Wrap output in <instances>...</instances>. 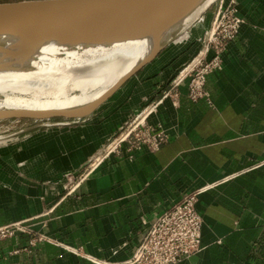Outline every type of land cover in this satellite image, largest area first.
<instances>
[{
	"label": "crops",
	"instance_id": "crops-1",
	"mask_svg": "<svg viewBox=\"0 0 264 264\" xmlns=\"http://www.w3.org/2000/svg\"><path fill=\"white\" fill-rule=\"evenodd\" d=\"M221 1L243 21L207 77L211 103L189 97L188 79L176 96ZM203 13L84 123L0 145V228L22 227L0 238V264H127L157 218L199 190L204 248L179 264H264V0H217ZM129 122L164 142L137 146L133 133L65 191L66 174Z\"/></svg>",
	"mask_w": 264,
	"mask_h": 264
},
{
	"label": "bare ground",
	"instance_id": "bare-ground-1",
	"mask_svg": "<svg viewBox=\"0 0 264 264\" xmlns=\"http://www.w3.org/2000/svg\"><path fill=\"white\" fill-rule=\"evenodd\" d=\"M215 1L200 0L191 13L164 29L158 41L151 33L110 41H34L21 32L0 31V119L22 118L3 114L11 112L35 114L29 119L43 121L51 119L47 114L73 115L67 119L77 122L78 116L91 114L90 108L124 74L191 28Z\"/></svg>",
	"mask_w": 264,
	"mask_h": 264
},
{
	"label": "water",
	"instance_id": "water-1",
	"mask_svg": "<svg viewBox=\"0 0 264 264\" xmlns=\"http://www.w3.org/2000/svg\"><path fill=\"white\" fill-rule=\"evenodd\" d=\"M199 1L21 0L3 2L0 3V31L21 32L29 35L34 41L56 37L72 41H110L150 33L154 35L155 41H158L164 29L175 25L191 13ZM160 48H155L156 50L147 60L124 74L87 113L94 112L138 70L152 61ZM3 114L9 117H37L35 114L11 112ZM89 115L78 116L76 121L80 122ZM62 116L74 119L73 115L60 114H47L45 117ZM75 181L76 175H66L61 185L65 191H70ZM148 231L142 235L134 254Z\"/></svg>",
	"mask_w": 264,
	"mask_h": 264
},
{
	"label": "built area",
	"instance_id": "built-area-1",
	"mask_svg": "<svg viewBox=\"0 0 264 264\" xmlns=\"http://www.w3.org/2000/svg\"><path fill=\"white\" fill-rule=\"evenodd\" d=\"M204 21L205 15L202 12L194 25ZM242 21L234 3L224 5L222 1L220 2L211 28L206 32L205 37L200 39L203 44L202 49L180 70L172 82L176 96L180 84L188 79L189 97L194 101L205 99L211 103V96L205 88L207 77L215 70L222 69V53L225 45L239 35ZM209 52H212L210 58L207 57ZM145 111V109L141 111L139 116ZM133 133H136L137 146L141 143H149L158 147L165 140L159 132H153L136 123L123 128L120 135L113 136L103 156L111 153L120 142L128 139ZM200 191L186 195L174 207L160 215L127 264H179L201 252L204 248L202 242L204 219L197 205ZM17 229H22L19 223L0 228V238L14 235Z\"/></svg>",
	"mask_w": 264,
	"mask_h": 264
},
{
	"label": "rangeland",
	"instance_id": "rangeland-1",
	"mask_svg": "<svg viewBox=\"0 0 264 264\" xmlns=\"http://www.w3.org/2000/svg\"><path fill=\"white\" fill-rule=\"evenodd\" d=\"M7 1L11 2V0H0V3L7 2ZM118 93H115L114 97L109 99L108 102L105 103V105L109 104L111 101L119 99L117 97ZM147 107H149V106H147ZM147 107H145V108H147ZM145 112H148V111H145ZM135 117H137V116H135ZM136 119H138V118H134L133 120H136ZM133 120H131V122H133ZM69 121H74V120L73 119H67L64 117H53L50 120H44V121L43 120H33V119H29V118H19L18 120L12 119V118L0 119V138H1L0 139V145H6V144H10V143L14 144V143L20 142L25 137H28L32 133H35V132H38V131L44 130V129H47L44 132L49 133L53 130V129H51L53 126H59L60 125L59 127L63 128V129H65V128L70 129L73 126H76L79 124V123L76 124L75 122L72 124ZM131 122L125 124L126 128L128 127V125ZM82 123H84V122H82ZM115 135H117V136L120 135V132L117 131L113 136H115ZM113 136H111L109 138V140L106 141L105 144L96 152V154H94V155H97L96 157H94V155L91 156L89 158V160L84 164V166L81 167L77 172H72V173L66 174V175H76V181L74 182V184L79 182L84 177H87V176L89 177L90 175H92V173L95 172V169L96 170L98 169L100 161L103 158L102 156L105 154V150L107 149V147L109 145V141H110V139L113 138ZM91 158H93V159L90 161ZM92 163H94V164H92Z\"/></svg>",
	"mask_w": 264,
	"mask_h": 264
}]
</instances>
